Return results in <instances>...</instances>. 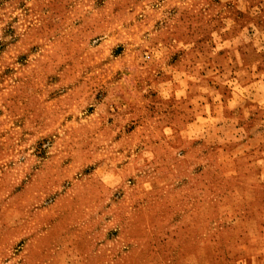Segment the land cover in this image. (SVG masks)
<instances>
[{
    "label": "rangeland",
    "instance_id": "obj_1",
    "mask_svg": "<svg viewBox=\"0 0 264 264\" xmlns=\"http://www.w3.org/2000/svg\"><path fill=\"white\" fill-rule=\"evenodd\" d=\"M0 264H264V0H0Z\"/></svg>",
    "mask_w": 264,
    "mask_h": 264
}]
</instances>
